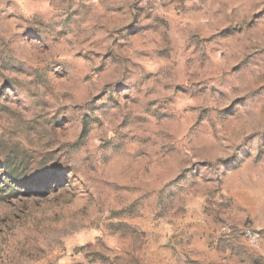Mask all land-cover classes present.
Wrapping results in <instances>:
<instances>
[{"label": "rangeland", "instance_id": "obj_1", "mask_svg": "<svg viewBox=\"0 0 264 264\" xmlns=\"http://www.w3.org/2000/svg\"><path fill=\"white\" fill-rule=\"evenodd\" d=\"M0 264H264V0H0Z\"/></svg>", "mask_w": 264, "mask_h": 264}, {"label": "trees", "instance_id": "obj_2", "mask_svg": "<svg viewBox=\"0 0 264 264\" xmlns=\"http://www.w3.org/2000/svg\"><path fill=\"white\" fill-rule=\"evenodd\" d=\"M0 165H3L6 168L7 174L11 179H14V180L20 179L18 173L9 163V161L6 160V158H3L2 156H0Z\"/></svg>", "mask_w": 264, "mask_h": 264}]
</instances>
